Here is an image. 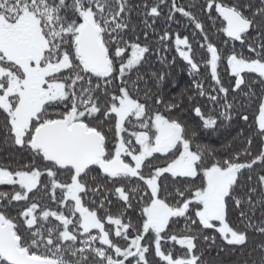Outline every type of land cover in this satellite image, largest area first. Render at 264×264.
<instances>
[{"label":"snow or ice","instance_id":"snow-or-ice-1","mask_svg":"<svg viewBox=\"0 0 264 264\" xmlns=\"http://www.w3.org/2000/svg\"><path fill=\"white\" fill-rule=\"evenodd\" d=\"M252 106L264 0H0V264H264V148L206 142Z\"/></svg>","mask_w":264,"mask_h":264},{"label":"trees","instance_id":"trees-1","mask_svg":"<svg viewBox=\"0 0 264 264\" xmlns=\"http://www.w3.org/2000/svg\"><path fill=\"white\" fill-rule=\"evenodd\" d=\"M179 3L184 5L189 4H195L200 5L203 3V0H178ZM253 3H258V0H253ZM164 12L167 13L168 6L164 5ZM194 12L197 13V15L203 19V16L201 13H199L198 8H192ZM176 19L181 21V24L184 23L183 18L180 17V15L176 14ZM165 22L162 20L158 23L157 27L162 28L164 27ZM173 29H179L181 31V34L184 33V29L181 27V25L173 24ZM219 37H217V40ZM160 64L158 61H155L153 64V69H159ZM172 71V79H174L177 82V87L182 88L189 80V77L183 70L182 64H178L173 67ZM255 87L259 88V85H256ZM172 91H176V89H172ZM242 111H245L242 109ZM246 114L249 115V122H244L240 119L238 115L233 116V120L229 122H224V126L220 127L218 131L212 132L210 137H206V142L210 140L211 143H213L216 147H221L222 145L231 144L232 148L235 150H239L244 145L241 142L243 140V137L252 135L253 136V143L251 145V152L253 155L259 154L262 148H264V143L260 141V139L253 135L251 123L254 121L255 116V106L248 107L246 109ZM243 133V136H240V133ZM257 173L259 172V168L256 169ZM255 176V174H254ZM219 243V241H218ZM218 249H213L210 254H207V260L208 264H231L232 261H238L240 264H242V261L244 259L243 254H238L234 252H229L228 250H225L224 252L217 255Z\"/></svg>","mask_w":264,"mask_h":264}]
</instances>
